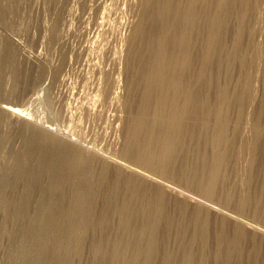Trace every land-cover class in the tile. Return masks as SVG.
I'll return each instance as SVG.
<instances>
[{"label":"rangeland","instance_id":"obj_1","mask_svg":"<svg viewBox=\"0 0 264 264\" xmlns=\"http://www.w3.org/2000/svg\"><path fill=\"white\" fill-rule=\"evenodd\" d=\"M103 158L264 230V0H0V264H264Z\"/></svg>","mask_w":264,"mask_h":264},{"label":"bare ground","instance_id":"obj_2","mask_svg":"<svg viewBox=\"0 0 264 264\" xmlns=\"http://www.w3.org/2000/svg\"><path fill=\"white\" fill-rule=\"evenodd\" d=\"M132 18V17H131ZM133 39H134V37H133ZM12 42H13V40H12ZM14 43H16V45L18 46V47H21L19 44H18V42H14ZM22 45V44H21ZM113 49V48H112ZM33 56V55H32ZM30 60H32V61H34L30 56L28 57ZM37 58V57H36ZM40 60V59H39ZM41 61V60H40ZM51 66V65H50ZM113 68V67H112ZM158 71V70H157ZM53 75V74H52ZM163 77V76H162ZM77 79V78H76ZM117 79V78H116ZM43 83V82H42ZM72 85V84H71ZM45 89V88H44ZM68 92V91H67ZM41 93V92H40ZM40 93H38V94H40ZM94 93V92H93ZM203 100V99H202ZM66 102V101H65ZM198 103V102H197ZM202 104V103H201ZM82 108V107H81ZM90 108V107H89ZM88 108V109H89ZM93 108V107H92ZM11 111V113L13 114V115H22V114H18V113H16V110L15 109H13V110H10ZM18 111V110H17ZM20 113V112H19ZM171 113H175L174 111L173 112H171ZM170 113V114H171ZM176 114V113H175ZM174 114V115H175ZM90 115V114H89ZM25 116V115H24ZM30 116V115H29ZM172 116V115H171ZM167 117H169L168 115H167ZM23 118H25V117H23ZM169 119V118H168ZM31 120V119H30ZM170 120V119H169ZM172 120V119H171ZM198 121V120H197ZM201 121H202V119H201ZM192 122V121H191ZM201 123V122H200ZM34 124V123H33ZM194 124V123H193ZM197 124V123H196ZM35 125H37V126H40L39 127V130L40 131H44V133H45V137L47 136L48 138H52V139H54V138H56V139H63L64 141H66V143H68V144H70V145H76V147H79L81 150H83L86 154L87 153H94V152H92V150L90 149V148H85L84 147V149L83 148H81L82 146H83V144H82V146L80 145V144H77V142H73V140L74 139H70V138H68L67 136H65V135H62L61 133H58V132H56L55 130H54V128H52V127H49V125L48 126H43V125H40V124H35ZM46 125V124H45ZM115 126V125H114ZM203 127V126H202ZM33 128H35V129H37L36 127H33ZM58 130V129H57ZM67 135H69L68 133H67ZM65 143V142H64ZM96 155V154H95ZM98 155V154H97ZM109 158V157H108ZM110 158H112V157H110ZM105 161H107L108 163H111V164H113V165H116L117 167H120L125 173H127V174H132V175H135V176H137V177H140L141 179H143V180H145V181H147V182H150V183H152V184H157L158 186H161L163 189H165L168 193H170V194H172L173 196H177V197H180L181 199H185L187 202H189V203H191V204H194V205H197V206H201V207H206V208H208V209H210V210H212V211H215L216 213H220V214H222V215H224L225 217H227V218H229V219H231V220H233V221H235V222H237V223H239V224H242V225H244L246 228H248V229H250V230H253V231H256V232H258V233H261L262 235H264V230H262V229H260V228H258L257 226H253V225H251V224H249V223H246V222H243L242 220H240L239 219V217L237 218V217H235V216H233V215H231V214H229V213H226V212H223V211H221L220 209H218V208H216V207H214V205L213 206H211V204L209 205V203L207 204V202H205V201H203V200H199V199H197L196 197H192V196H189L188 194H186V193H183L181 190L179 191V190H177V189H175V188H173V187H171L170 185H167V184H165L164 182H162V181H160V180H158V179H155V178H153V177H151V175H149V174H146V172L144 173L142 170H138V168H133V167H130L129 165H126V164H124V163H122V162H120V161H114L115 160V158L112 160H110V159H107V158H103Z\"/></svg>","mask_w":264,"mask_h":264}]
</instances>
